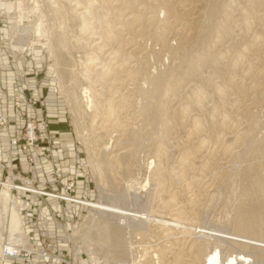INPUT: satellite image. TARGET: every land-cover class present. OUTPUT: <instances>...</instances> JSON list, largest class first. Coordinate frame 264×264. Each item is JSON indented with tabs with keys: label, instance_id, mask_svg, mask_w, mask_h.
I'll use <instances>...</instances> for the list:
<instances>
[{
	"label": "rangeland",
	"instance_id": "obj_1",
	"mask_svg": "<svg viewBox=\"0 0 264 264\" xmlns=\"http://www.w3.org/2000/svg\"><path fill=\"white\" fill-rule=\"evenodd\" d=\"M4 1L11 3L4 16L21 29L24 44L36 54L42 72H47L40 77L45 94L53 109L59 104L63 112L55 124L59 118L48 116L43 96L32 99L30 94L27 98L32 112L23 108L19 98L13 100V107L24 118L21 132L32 114L38 123L47 124L51 157L62 170L53 183L40 180L42 172L35 173L34 186L59 193L71 179L74 188L69 193L75 200H55L59 206H53L43 195L1 186L0 206H7V213L15 208L11 213L18 215L24 233L20 239L8 238L46 249L49 258L37 256L41 264H206L207 256L214 252L219 264L238 256L246 258L241 264H264V247L259 246L264 244V235L239 231L234 223L241 208L249 211L264 202L258 189L264 175V0ZM79 14L94 23L79 19ZM105 22L109 30L104 28ZM196 56L209 60L201 62ZM110 57L115 59L111 66ZM103 66L110 68L105 74ZM58 127L69 131V140H61L53 130ZM64 143L71 154L64 155L67 165L55 157L64 152ZM18 158L24 173L26 165ZM2 159L5 180L11 161ZM8 180L11 183V177ZM33 197L43 203L35 206ZM66 203L72 205L70 215ZM92 204L110 205L136 217L122 218ZM46 211L50 218L45 225L52 223L61 230V251L58 242L44 235L37 246L31 245L28 231L37 215ZM9 220L0 218V227H6ZM0 238L3 240L2 235ZM118 239L121 247L116 246Z\"/></svg>",
	"mask_w": 264,
	"mask_h": 264
},
{
	"label": "crops",
	"instance_id": "obj_2",
	"mask_svg": "<svg viewBox=\"0 0 264 264\" xmlns=\"http://www.w3.org/2000/svg\"><path fill=\"white\" fill-rule=\"evenodd\" d=\"M8 8H11V3L0 0V114L7 121L6 125H0V148L6 147L11 137H17L24 126V118L21 116L19 110L13 107V100L16 98H19L23 108L32 112L33 107L26 103L27 98L30 94L32 95V99L43 96L48 116L53 118V120L59 118L55 120V122H57L55 124L61 121L60 117L63 113L59 104L56 106L59 109H53L52 102L49 100V95L45 94V87L40 83V77L47 72H42V66L39 59L36 58V54L31 53V51L29 52L24 44L20 32L21 29L18 28L11 19H7V15L4 16ZM53 130L58 133L59 137L63 138L61 139L62 141L65 142V139H70L71 135L66 128L58 127ZM65 145V143L62 145L65 153L55 154V157L59 162L67 165L68 161L64 160V155L70 156L71 154L70 150L66 149ZM38 178L42 181L49 180V176L45 173H40ZM45 200L48 205L51 204L55 206L54 204H57L59 206L57 201L53 199ZM41 203L43 202H41L40 198L33 197V204L35 206L38 207ZM71 206V204L66 203L68 215L71 214ZM73 211L74 210H72V212ZM46 212L37 215V221L35 224L32 223V227L30 231H28L31 238V245L37 246L39 244V237L44 235L51 241L58 242L57 249L61 251L64 246L60 244L63 242L60 238L61 230L59 227L53 228L52 223L45 225L46 220L50 218V212ZM20 229L22 235H24L22 228ZM33 260L35 264H41L42 262V259L37 256H35ZM2 264H21V261L19 259L5 258ZM47 264L57 263L54 261H47Z\"/></svg>",
	"mask_w": 264,
	"mask_h": 264
},
{
	"label": "built area",
	"instance_id": "obj_3",
	"mask_svg": "<svg viewBox=\"0 0 264 264\" xmlns=\"http://www.w3.org/2000/svg\"><path fill=\"white\" fill-rule=\"evenodd\" d=\"M14 105L18 107L19 102L14 103ZM29 118L24 131L17 137H11L6 147L0 148V187L8 186L12 190L20 193L43 195L57 201L74 202L75 200H73V197L69 193L74 188L71 179L67 184L65 183V188L59 193L50 189L48 191L40 190L34 186L35 173L39 171L45 173L49 176L51 183H53L57 182L58 178L61 177L62 170L51 157L52 138L46 132L47 124L38 123L33 119V114ZM5 124L6 120L0 114V125ZM3 156L9 158L11 161L8 166L7 177L6 179L4 178L5 180H2L3 169L6 168L3 164ZM18 157H21L26 165V171L24 173L21 171V162ZM13 171H16V176L13 175ZM26 172L27 174H25ZM10 177L11 183L8 182ZM16 198L18 199L19 197ZM0 207H2L0 209V218L4 220H7L8 217L10 218L12 209H15L12 207V209L10 208L11 211L7 213V206ZM0 235L3 238V240L0 238V264L3 263L5 258L19 259L21 264H35L33 260L35 256L49 258L46 249L43 247L31 248L10 240L8 238L10 235L9 222L6 227H0ZM3 235H6L7 239Z\"/></svg>",
	"mask_w": 264,
	"mask_h": 264
},
{
	"label": "bare ground",
	"instance_id": "obj_4",
	"mask_svg": "<svg viewBox=\"0 0 264 264\" xmlns=\"http://www.w3.org/2000/svg\"><path fill=\"white\" fill-rule=\"evenodd\" d=\"M195 1V0H194ZM145 2H146V0H145ZM189 2V1H188ZM187 2V3H188ZM231 2V1H230ZM92 3L94 4V1H92ZM258 4V3H257ZM152 5H154V4H152ZM151 4H150V6H152ZM179 5V4H178ZM230 5V4H229ZM131 7H132V5H130ZM149 6V7H150ZM130 7V8H131ZM152 8V7H151ZM88 9V8H87ZM145 9V8H144ZM144 9L141 11L142 13L144 12V13H146L145 11H144ZM182 9V8H181ZM180 9V10H181ZM226 9V8H225ZM244 10V9H243ZM231 11V10H230ZM88 12V11H87ZM95 12V15H96V13H97V11H94ZM106 11H104L103 13H105ZM76 13H77V11H76ZM109 13V12H108ZM108 13H105V14H107V15H109ZM143 13V14H144ZM225 13V12H224ZM239 13H241V11L239 12ZM247 13V12H246ZM87 15V13H84V15ZM118 14V13H117ZM142 14V15H143ZM165 14V13H164ZM242 14V13H241ZM82 15V14H81ZM80 14H79V19H81V17L82 18H84V20L86 19L85 18V16L83 17V16H81ZM124 15V14H123ZM101 16H103V15H101ZM119 16V15H118ZM121 16V15H120ZM226 16V15H225ZM87 17V16H86ZM97 18V17H96ZM104 19H105V15H104V17H103ZM102 18V22H103V19ZM118 18V17H117ZM121 18V17H120ZM119 18V19H120ZM144 18V17H143ZM228 18V17H227ZM253 18H256V17H253ZM264 18V17H263ZM230 19V18H229ZM87 20V19H86ZM97 20H98V18H97ZM96 20V21H97ZM122 20V19H121ZM163 20V19H162ZM261 20V19H260ZM87 21H90V20H87ZM91 21H93V20H91ZM90 21V22H91ZM166 21V20H165ZM175 21V20H174ZM248 21V20H247ZM246 21V22H247ZM263 21H264V19H263ZM83 22V21H82ZM89 22V23H90ZM115 22V21H114ZM162 22V21H161ZM228 22V21H227ZM258 22H259V19H258ZM81 23V22H80ZM93 23H94V21H93ZM98 23V22H97ZM120 23V22H119ZM237 23V22H236ZM262 23V22H261ZM105 25H106V22L104 23ZM238 24V23H237ZM81 25V24H80ZM84 24H82L81 26H83ZM112 25H114V24H112ZM224 26H225V24H223ZM226 25H227V23H226ZM85 26V25H84ZM109 26V25H108ZM96 27H98V26H96ZM104 27V26H103ZM113 27V26H112ZM111 27V28H112ZM132 27V26H131ZM183 27V26H182ZM81 28V27H80ZM106 30H109V29H107L108 27H107V25H106V27H104ZM146 28V27H145ZM82 29V28H81ZM120 29L122 30L123 28H121L120 27ZM120 29H118L119 31H121ZM161 29V28H160ZM227 29V28H226ZM229 29H230V27H229ZM79 29H77V31H78ZM83 30V29H82ZM81 30V31H82ZM165 30V29H164ZM245 30V29H244ZM249 30V29H248ZM80 31V30H79ZM78 31V32H79ZM85 31V30H84ZM96 31H97V28H96ZM123 31V30H122ZM181 31V30H180ZM231 31V30H230ZM235 31V30H234ZM246 31V30H245ZM100 32V31H99ZM157 32V31H156ZM218 32V31H217ZM82 33V32H81ZM83 34V33H82ZM85 34V33H84ZM112 33H110V35H111ZM77 35H78V33H77ZM109 35V34H108ZM109 35V36H110ZM120 35H122V34H120ZM175 35V34H174ZM219 35V34H218ZM239 35V34H238ZM247 35V34H246ZM123 36V35H122ZM232 37V36H231ZM84 38V37H83ZM105 38V37H104ZM110 38V37H109ZM113 38V37H112ZM118 39H119V36L117 37ZM256 38V37H255ZM88 39V38H87ZM89 39H90V37H89ZM114 39V38H113ZM257 39V38H256ZM127 40V39H126ZM225 40V39H224ZM107 41V40H106ZM116 41H118V40H116ZM129 42V41H128ZM257 42V41H256ZM255 42V43H256ZM103 44V43H102ZM102 44L100 45V47L102 46ZM104 45V44H103ZM108 45H110V44H108ZM231 45V44H230ZM237 46V45H236ZM100 47H97V48H99V50H100ZM108 47V46H107ZM110 47V46H109ZM96 48V47H95ZM96 48V49H97ZM103 49H105V47L103 46L102 47ZM111 48V47H110ZM231 48V47H230ZM108 49V48H107ZM107 49H105L106 51H107ZM211 49V48H210ZM229 49V48H228ZM245 49V48H244ZM118 50V49H117ZM116 50V51H117ZM232 50V49H231ZM246 50V49H245ZM103 51V50H102ZM119 51V50H118ZM210 51V50H209ZM217 51V50H216ZM254 51V50H253ZM95 52V51H94ZM94 52H92L93 53V57H94ZM230 52H232V51H230ZM97 54H98V52H96ZM202 53L203 52H201L200 54L202 55ZM229 53V52H228ZM240 53V52H239ZM96 54V58L98 57V55ZM118 55H119V53H117ZM204 54V53H203ZM209 54V53H208ZM114 55V54H113ZM205 55V54H204ZM245 55V54H244ZM220 56H221V54H220ZM88 57H90V56H88ZM201 57H203V56H201ZM197 58V56L195 57V58H197V59H201L202 60V58ZM218 57V56H217ZM226 57V56H225ZM242 57V56H241ZM111 58V57H110ZM108 59L109 61H106V63H105V66L107 65V62H109L110 63V66L111 65H113V64H115V62L113 63V60L115 61V59H116V57L114 56V58L115 59H113V58H111V59ZM208 58V57H207ZM223 58V57H222ZM91 59H92V57H91ZM98 59V58H97ZM100 59V58H99ZM113 59V60H112ZM192 59V58H191ZM193 59H194V56H193ZM192 59V60H193ZM107 60V59H106ZM200 60V61H201ZM207 60H209V59H207ZM207 60H202L201 62H203V61H207ZM217 60V59H216ZM86 61H90V60H86ZM125 61H126V59H125ZM213 61V60H212ZM215 61V60H214ZM219 61H220V59H219ZM100 62V61H99ZM126 62H128V60L126 61ZM125 62V63H126ZM201 62H199L200 64H202ZM233 62H235V61H233ZM238 62V61H237ZM244 62V61H243ZM251 62V61H250ZM87 63H89V62H87ZM93 63V62H92ZM96 63V62H95ZM94 63V64H95ZM111 63H113V64H111ZM125 63H123V65L125 64ZM211 63V62H210ZM214 63V62H213ZM93 64V65H94ZM98 64V63H97ZM100 64V63H99ZM195 64V63H194ZM205 64L203 63V66H204ZM247 65H249V62L247 63ZM247 65H246V67H247ZM188 66H189V64H188ZM191 66V65H190ZM189 66V67H190ZM194 66V65H193ZM197 66H198V64H197ZM232 66V65H231ZM234 66V65H233ZM86 67V66H85ZM192 67V66H191ZM235 67H237V66H235ZM84 68V67H83ZM92 68V67H91ZM90 68V69H91ZM122 68V70H123V66L122 67H120L119 69H121ZM124 68H125V65H124ZM195 68V67H194ZM214 68V67H213ZM93 69V68H92ZM110 69V68H109ZM109 69H106V67H102L101 68V71L105 74V72H107ZM118 69V68H117ZM240 69V68H239ZM121 70V71H122ZM189 70H191V69H189ZM195 70V69H194ZM237 70V69H236ZM235 70V71H236ZM255 70V69H254ZM93 71H94V69H93ZM111 71V70H110ZM125 71H126V69H125ZM199 71H200V69H199ZM100 72V71H99ZM113 72V71H112ZM190 72V71H189ZM198 72V71H197ZM122 73V72H121ZM264 73V72H263ZM95 74V73H94ZM100 74V73H99ZM262 74V73H261ZM101 75H102V73H101ZM113 75H114V73H113ZM214 75V74H213ZM94 76V75H93ZM244 76V75H243ZM242 76V77H243ZM246 76V75H245ZM257 76V75H256ZM100 77V76H99ZM102 77H104V75H102ZM102 77H100V78H102ZM216 77V76H215ZM232 77V76H231ZM230 77V78H231ZM234 77H236V75L235 76H233L232 77V80L234 81ZM98 78V77H97ZM110 78V77H109ZM116 78H118V77H116ZM198 78V77H197ZM217 78V77H216ZM123 79V78H122ZM127 79V78H126ZM191 79H193V78H191ZM214 79V78H213ZM118 80V79H117ZM121 80V79H120ZM123 81H125V80H123ZM122 81V82H123ZM97 82V81H96ZM126 82V81H125ZM190 82V81H189ZM251 82H252V80H251ZM171 83V82H170ZM229 83H230V81H229ZM97 84V83H96ZM172 84V83H171ZM226 84H227V82H226ZM229 85V84H228ZM218 86V85H217ZM241 86V85H240ZM250 86H252V85H250ZM219 87H221V86H219ZM223 87V86H222ZM225 87V86H224ZM242 87V86H241ZM260 87H261V85H260ZM201 89L203 88V87H200ZM228 88V87H227ZM227 88L225 87V89L227 90ZM248 88V87H247ZM251 88V87H250ZM215 89H216V87H215ZM221 89V88H220ZM229 89V88H228ZM242 89V88H241ZM203 90V89H202ZM218 90V89H217ZM224 91L225 93L227 92V91ZM249 91H250V89H248ZM248 90H247V92H248ZM222 91V89L220 90V92ZM235 91H237V89L235 90ZM251 91H252V89H251ZM250 91V92H251ZM216 92V91H215ZM220 92H218L217 91V93H218V95H222V93L224 94V92H222L221 94H219ZM216 93V94H217ZM243 93V92H242ZM228 94V93H227ZM206 95H208V94H206ZM224 96V95H223ZM229 96V95H228ZM246 96V95H245ZM243 97V96H242ZM204 99V98H203ZM197 100V99H196ZM236 100V99H235ZM130 101V100H129ZM204 101H206V100H204ZM223 101V100H222ZM245 101V100H244ZM243 101V102H244ZM255 101H256V99H255ZM254 101V102H255ZM131 102V101H130ZM236 102V101H235ZM239 102V101H238ZM199 103V102H198ZM203 103V102H202ZM120 104V103H119ZM130 104V103H129ZM200 104H201V102H200ZM127 105V107H128V104H126ZM188 105V104H187ZM223 105V104H222ZM119 106H121V104L119 105ZM216 106V105H215ZM130 107V106H129ZM217 107V106H216ZM229 107V106H228ZM238 107V106H237ZM250 107V106H249ZM183 108V107H182ZM184 108H186V107H184ZM247 108V107H246ZM245 108V109H246ZM218 109V108H217ZM230 109V108H229ZM214 110V109H213ZM212 110V111H213ZM183 112H184V110H182ZM215 111V110H214ZM217 110L214 112V115H216L217 113ZM209 113V112H208ZM207 112H206V114H208ZM216 113V114H215ZM219 113V112H218ZM185 114H187V113H185ZM213 113H210V118H212V116H214V115H212ZM212 115V116H211ZM219 115V114H218ZM226 115V114H225ZM209 116H207V117H209ZM221 116H224V114L223 115H221ZM226 116H228V115H226ZM225 116V117H226ZM263 116V115H262ZM204 117V116H203ZM224 117V118H225ZM195 118V117H194ZM196 118H198V117H196ZM215 118V117H214ZM193 119V118H192ZM198 119H200V118H198ZM197 119V120H198ZM226 119V118H225ZM194 121L196 120V119H193ZM210 120H212L213 121V119H210ZM216 120V118L214 119V121ZM222 121H223V117H222V119H221ZM239 120V119H238ZM241 120V119H240ZM257 120V119H256ZM222 121H220V122H222ZM197 122H199V120L197 121ZM211 122V121H210ZM219 122V123H220ZM224 122H225V124H226V120H224ZM223 122V123H224ZM195 123H196V121H195ZM224 124V125H225ZM199 125H200V123H199ZM221 126V127H226V126ZM232 125V124H231ZM235 125V124H234ZM214 126V125H213ZM212 126V127H213ZM158 127H160V126H158ZM163 127H164V125H163ZM194 127V126H193ZM199 127H201V126H198V124H197V128H199ZM204 127H206V126H204ZM209 127V126H208ZM237 127V126H236ZM165 129H166V127H164ZM195 128V127H194ZM197 128H196V131H197ZM214 128H215V126H214ZM229 128V127H228ZM227 128V129H228ZM233 126H232V130H233ZM256 128V127H255ZM163 129V128H162ZM229 129H231V128H229ZM199 131H197V132H200V130H201V128L200 129H198ZM204 130V129H203ZM232 130H230L231 132H232ZM156 131H157V129H156ZM159 131H161V128H160V130H158V132ZM195 131V132H196ZM202 131V130H201ZM207 131V130H206ZM205 131V132H206ZM220 131V130H219ZM259 131V130H258ZM157 132V133H158ZM165 133H166V131H164ZM210 132V131H209ZM222 132V131H221ZM230 132V133H231ZM160 133L162 134V132H159L158 134L160 135ZM211 133H212V131H211ZM220 133V132H219ZM241 133V132H240ZM222 134H224V133H222ZM226 134V133H225ZM224 134V135H225ZM209 135V134H208ZM223 135V136H224ZM205 136H206V133H205ZM218 136V140H219V135H217ZM216 136V137H217ZM239 136V135H238ZM247 136V135H246ZM203 137V136H202ZM215 137V136H214ZM216 137H215V139H216ZM132 138V137H131ZM206 139H207V137H205ZM220 138H222L221 137V135H220ZM235 138H238L237 137V134L235 135ZM234 138V139H235ZM246 138V137H245ZM130 138H128V140H129ZM204 139V138H203ZM241 139V138H240ZM256 139V138H255ZM253 140H254V138H253ZM130 141V140H129ZM209 141V140H208ZM235 141H236V143H237V139H235ZM256 141V140H255ZM255 141H253V143H255ZM132 142V141H131ZM135 142V141H134ZM200 142H201V139H200ZM215 142H216V140H215ZM214 142V143H215ZM217 142H219V141H217ZM198 143H199V140H198ZM203 140H202V145H203ZM213 143V142H212ZM236 143L234 142L233 144L234 145H236ZM200 144V143H199ZM198 144V145H199ZM205 144V143H204ZM218 144V143H217ZM239 144V143H238ZM248 144V143H247ZM201 145V146H202ZM213 145H215V146H217L216 145V143L215 144H213ZM212 145V147H214ZM224 145H226V144H224ZM227 145H229V144H227ZM200 146V148L202 149V147ZM205 146H206V144H205ZM208 146V145H207ZM244 146V145H243ZM211 147V148H212ZM226 148V146H223V148ZM228 147V146H227ZM229 147H231L230 145H229ZM233 147H235V146H233ZM256 148H257V146H255ZM259 147V146H258ZM260 147H262V145H260ZM199 148V149H200ZM207 148V147H206ZM215 148L216 147H214L213 148V151H215ZM218 148V147H217ZM238 148V147H237ZM246 148V147H245ZM263 148H264V146H263ZM162 149V148H161ZM165 149V148H164ZM200 149V150H201ZM231 149V148H230ZM232 149H234V148H232ZM236 149V148H235ZM163 150V149H162ZM195 150V149H194ZM198 150V149H197ZM212 150V149H211ZM222 151H225L224 149H221ZM241 150H242V148H241ZM243 150H244V147H243ZM260 150H262L263 151V149H261L260 148ZM131 151V150H130ZM202 151V150H201ZM203 151H206V150H203ZM202 151V152H203ZM227 152H228V150H226ZM245 151V150H244ZM195 152V151H194ZM198 152V151H197ZM200 152V151H199ZM210 152V151H209ZM208 152V153H209ZM240 152V151H239ZM129 153V152H128ZM127 153V154H128ZM193 153V152H192ZM221 153V152H220ZM223 153V152H222ZM259 153V152H258ZM210 154V153H209ZM208 154V155H209ZM211 154H212V152H211ZM238 154H241V152L240 153H238ZM129 155V154H128ZM213 155V154H212ZM214 155H215V153H214ZM224 155V154H223ZM242 156H244L243 155V153L241 154ZM240 155V156H241ZM249 155V154H248ZM222 156V155H221ZM238 156V155H237ZM246 156V155H245ZM129 157V156H128ZM189 157V156H188ZM224 157H225V155H224ZM234 157V156H233ZM243 158V157H242ZM247 159V158H246ZM259 159V158H258ZM235 160H238L239 161V159H236V157H235ZM249 160H251V159H249ZM207 161V160H206ZM240 161H242V159L240 160ZM253 161V160H252ZM251 161V162H252ZM243 162V161H242ZM248 162H250V161H247V163ZM250 162V163H251ZM261 162V161H260ZM161 163V162H160ZM208 163V162H207ZM236 163H238L237 161H236ZM254 163V162H253ZM252 163V164H253ZM262 163V162H261ZM239 164V163H238ZM251 164V165H252ZM263 164V163H262ZM254 165H255V163H254ZM237 166H239V165H237ZM235 167V166H234ZM238 169V168H237ZM254 169V168H253ZM239 170H241V169H239ZM247 171V170H246ZM252 171H254V170H252ZM256 172V171H255ZM259 173V172H258ZM261 173V172H260ZM264 173V172H263ZM251 174V173H250ZM243 176H245L244 175V173H243ZM252 176V175H251ZM245 178V177H244ZM251 178V177H250ZM259 178V177H258ZM246 179V178H245ZM249 179V178H248ZM193 180V179H192ZM198 180V179H197ZM184 181H186L185 179H184ZM249 182L251 181V180H248ZM160 182V181H159ZM158 181L156 182V184H158L159 183ZM191 182V181H190ZM193 182V181H192ZM252 182V181H251ZM250 182V183H251ZM256 182V181H255ZM194 183V182H193ZM190 184H192V183H190ZM189 184V185H190ZM256 184V183H255ZM259 184V183H258ZM162 185V183L161 184H158V188L160 189V186ZM250 186V185H249ZM255 186V185H254ZM156 187V188H157ZM257 187V186H256ZM161 188H162V186H161ZM1 189V188H0ZM249 189H250V187H249ZM258 189L261 191V192H263V196H264V175H263V183L262 184H260V186H258ZM253 190V189H252ZM249 191V190H248ZM258 193V192H257ZM255 194H256V192H255ZM256 195H258L259 196V194H256ZM253 196V195H252ZM13 198V197H12ZM257 199V198H256ZM260 199V198H259ZM257 201H259V200H257ZM262 201V200H261ZM254 203H255V201H254ZM253 203V204H254ZM259 203H260V201H259ZM80 204V203H79ZM252 204V203H251ZM91 206H95L96 208H98V209H100V210H104V211H109V212H111V213H114V214H118V215H120V217L122 216V218L123 217H126V216H135L136 214L135 213H132V212H127V211H124V210H121V209H117V208H115V207H113V206H108V205H100V204H92ZM257 206L258 207H254L253 209H251V210H249V211H246V210H244L243 208H241L239 211H238V213L236 214V216H235V218H234V223H235V226H236V228L239 230V231H242V232H245V233H260V234H263L264 235V202L263 203H261V204H259L258 205V203H257ZM94 208V207H93ZM19 209V208H18ZM236 211H237V209H236ZM136 217V216H135ZM129 218V217H128ZM187 219H189V218H187ZM11 220V221H10ZM10 220H9V228H10V236H11V238L13 237V239L14 238H17V239H20V238H22V232H21V229H20V227H19V229H18V223H19V217H18V215L17 214H13V213H11L10 214ZM125 220V219H124ZM233 221V220H232ZM233 223V224H234ZM22 225H23V223H22ZM203 232V231H202ZM205 232V231H204ZM201 233V232H200ZM109 234V233H108ZM112 234H114V232L112 233ZM211 235H218V234H211ZM222 235V234H221ZM108 236V235H107ZM114 236H116V234L114 235ZM201 236V235H200ZM219 236V235H218ZM227 237V235L226 234H224V235H222V237ZM229 236V235H228ZM213 237V236H212ZM10 238V237H9ZM109 238H111V236L109 237ZM114 238V237H113ZM210 238V237H209ZM220 238V237H219ZM229 238V237H228ZM227 239V238H226ZM11 240V239H10ZM123 240V239H122ZM112 241V240H111ZM23 242V241H22ZM110 242V241H109ZM121 241L118 239L117 241H116V246H119V247H121ZM124 244V243H123ZM256 244V243H255ZM258 244V243H257ZM256 244V245H257ZM195 245V244H194ZM197 245V244H196ZM200 245V244H199ZM123 246V245H122ZM259 246H263L264 247V244L263 243H260V245ZM198 247V246H197ZM202 247V246H201ZM200 247V248H201ZM205 246L203 245V248H204ZM114 249V248H113ZM260 249V248H259ZM196 249H194V251H195ZM124 251V250H123ZM199 250H197L196 251V255L198 256V254L197 253H199L200 254V252H198ZM205 251V250H204ZM119 252V251H118ZM193 253H195V252H193ZM125 254V253H124ZM200 256V255H199ZM199 256H198V258H199ZM208 258L206 259L207 261H206V264H219V261H218V256L215 254V252L214 253H212V254H210L209 256H207ZM197 258V259H198ZM201 259V258H200ZM263 260V262H264V257L262 258ZM242 260H246V258L245 257H242V256H238L237 258H231V259H229L228 261H227V263L226 264H233L235 261L237 262H239L240 264H241V261ZM174 262V261H173ZM203 262H204V260H203ZM205 263V262H204ZM176 264V263H175ZM203 264V263H202ZM237 264V263H236Z\"/></svg>",
	"mask_w": 264,
	"mask_h": 264
}]
</instances>
